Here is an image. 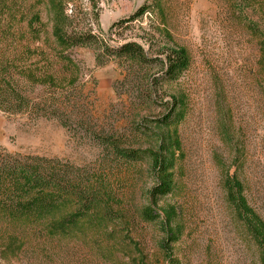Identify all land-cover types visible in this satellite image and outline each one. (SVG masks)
Returning <instances> with one entry per match:
<instances>
[{
	"label": "rangeland",
	"instance_id": "obj_1",
	"mask_svg": "<svg viewBox=\"0 0 264 264\" xmlns=\"http://www.w3.org/2000/svg\"><path fill=\"white\" fill-rule=\"evenodd\" d=\"M27 1L30 5L35 0ZM148 1L95 0L92 7L89 0H72L69 8L75 24L90 28L107 46L99 42V48L66 51L79 67L73 86L25 87L29 99L58 112L68 126L57 119L0 110V146L23 156L90 167L103 158L99 140L104 135L121 139L127 133V137L137 136L131 140L135 147L153 148L154 141L136 131L133 135L130 129L140 125L155 129L156 120L171 108L173 96H179L185 118L178 127L183 155L173 170L175 189L150 206L161 215L168 206L178 213L183 232L173 253L181 264H259L256 246L226 201L223 178L229 171L241 180L249 204L264 221V67L258 41L247 27V22H253L264 33V0H163L168 36L158 33L159 19L149 15L107 35L112 23ZM42 20L49 33L44 10ZM128 39L152 44L153 52L184 47L189 68L170 87L163 86L160 98L145 93L143 99L139 94L133 99L135 94L123 85V71L113 57L105 52L103 64L95 59L97 52ZM45 40L37 44L52 54L51 42ZM148 88L145 83L143 89L150 92ZM119 178L117 193L133 216L127 238L140 245L151 264H164L159 254V221L147 224L134 215L149 205L147 191L156 182L149 161L130 173H120ZM83 250L86 256H77V264H127L122 252L109 262ZM0 264L4 263L0 260Z\"/></svg>",
	"mask_w": 264,
	"mask_h": 264
},
{
	"label": "trees",
	"instance_id": "obj_2",
	"mask_svg": "<svg viewBox=\"0 0 264 264\" xmlns=\"http://www.w3.org/2000/svg\"><path fill=\"white\" fill-rule=\"evenodd\" d=\"M71 1L35 0L28 5L27 0H0L1 111L29 114L36 119H57L68 126L58 112L29 99L25 87L27 84L62 89L73 86L78 80L79 67L66 51L75 47H100L97 45L102 41L90 28L75 24L69 8ZM89 1L92 7L96 6L95 0ZM42 10L48 17L49 33L42 20ZM146 15L159 19L158 33L168 36L163 0L144 3L130 16L112 23L107 35L112 34L113 28L121 29ZM247 27L258 41L259 62L264 67V33L253 22H247ZM42 38L51 42L52 54L37 44ZM102 46L107 45L102 43ZM105 52L122 69L123 85L129 94H135L133 99H138V94L143 99L145 93L150 98H160L163 86L177 82L190 65L184 47H165L153 52L152 44L135 39L97 52L98 64L104 63ZM153 68L157 71L153 72ZM145 83L150 92L143 89ZM172 99L171 108L156 120L155 129L146 125L130 129L132 134L136 131L139 137L154 141L153 148L135 147L131 140L135 141L137 136L127 137V133L121 139L114 134L104 135L99 140L103 158L90 167H76L38 155L23 156L0 146V260L4 264H77L74 260L85 253V248L98 260L111 262L122 252L127 264H151L140 245L127 238L133 216L125 210L117 193L119 174L130 173L148 160L156 182L147 191L149 205L133 214L147 224L159 221L160 258L164 264H181L173 253V245L183 232L178 213L168 206L161 215L150 206L174 191L173 170L183 155L178 131L185 118L183 99L179 96ZM223 188L227 203L257 248L259 264H264V221L249 204L243 183L236 175L227 171Z\"/></svg>",
	"mask_w": 264,
	"mask_h": 264
}]
</instances>
